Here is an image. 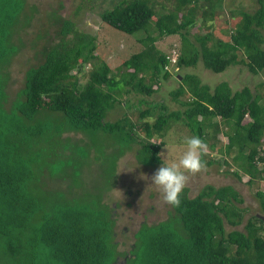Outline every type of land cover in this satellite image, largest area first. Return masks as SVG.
I'll return each instance as SVG.
<instances>
[{
	"label": "trees",
	"instance_id": "obj_1",
	"mask_svg": "<svg viewBox=\"0 0 264 264\" xmlns=\"http://www.w3.org/2000/svg\"><path fill=\"white\" fill-rule=\"evenodd\" d=\"M221 8L222 0H118L100 14L102 22L143 47L123 61L125 72L119 78L98 58L95 37L54 12L56 42L36 54L40 63L26 71L24 87L10 101V67L23 45L18 35L35 10L27 0H0V264H264L261 189L255 193L261 214L248 218L243 230L227 232L225 224L243 223L246 210L239 192L229 185L206 184L190 197L184 188L180 205L170 204L166 220L140 224L128 254L119 249L117 219L103 195L90 191L83 196L68 185L57 195L47 192L48 173L59 176L70 166L63 132L102 133L126 150L136 145V162L154 168L163 163L162 144L150 141L163 139L172 124L203 139L206 165L229 167L213 154L235 153L233 162L240 169L233 176L239 181L247 176L249 186L264 181V82L234 92L226 81L210 87L195 74L179 73L198 65L213 74L235 66L253 76L264 73V0L253 13L230 12L239 21L229 40L210 31L191 39V31L207 28ZM176 35L180 53L158 48L159 41ZM174 73L180 81L171 96L177 102L184 97L179 102L184 109L168 112L148 98ZM130 92L142 97L136 104L139 122L127 114L109 122L106 118L117 105L135 106L119 98ZM51 116L62 122L58 128L49 122ZM220 134L225 144L218 140Z\"/></svg>",
	"mask_w": 264,
	"mask_h": 264
},
{
	"label": "rangeland",
	"instance_id": "obj_2",
	"mask_svg": "<svg viewBox=\"0 0 264 264\" xmlns=\"http://www.w3.org/2000/svg\"><path fill=\"white\" fill-rule=\"evenodd\" d=\"M117 1L27 0V6L34 7L35 12L29 26L18 35V39L20 38L23 45L11 63L10 80L7 86L9 100H13L16 93L24 87L26 71L40 63V57L39 55L37 57L36 54L44 46L56 42L55 31L58 24L54 23L56 26L53 25L50 17L54 12L58 15L62 14L64 18L74 22L79 31L95 37L98 58L105 61L118 78L124 74L123 61L132 54L141 51L143 47L133 36L125 35L102 22L100 14L105 10L111 9L117 4ZM159 1L161 0H156V2ZM258 8L259 0H222V8L216 10L213 21L208 23L207 28L193 29L191 31V39L195 34L204 35L210 31L216 38L227 41L229 40V32L239 21V17L232 18L230 12H237V10L242 9L253 13ZM18 39L15 36V43H19ZM157 46L165 53L171 52L172 49L180 53V37L177 35L165 37L157 43ZM90 69L91 67L88 66L85 72ZM179 73L180 75L185 73L195 74L204 84L210 87L226 81L234 92L241 90L245 86L253 90L260 82H264V73L253 76L243 66H235L225 73L213 74L198 65L195 68L180 70ZM85 81L86 79H81L82 84ZM178 81L180 79L176 77L175 73L170 78L161 80L157 91L152 97L148 98L149 102L158 106L165 105L168 112L184 109L179 102L185 98L183 97L177 102L171 96V92L179 86ZM119 98L122 101L126 100L130 105L135 104V106L128 110L122 105H117L106 119L109 122H114L122 118L124 114H127L132 122H139V108H136V104L142 97L130 92L121 95ZM140 108L143 109L145 106ZM155 114H157L156 111ZM48 120L54 128H58L62 124L55 116H51ZM222 128L229 131L224 126ZM62 134L61 141L63 145L69 146L66 154H68L70 166L65 168L59 176L58 174L53 175L52 171L48 173L46 177L48 182L47 192H49L50 196H54L63 191V188L65 189L68 185L69 191L77 192L78 194L82 192L83 196L87 195V193L90 194V191L93 192L91 194L97 197L98 195H103L104 201L114 209V215L117 219L115 236L120 243L119 249L128 254L133 235L140 224H155L164 221L172 211L170 204L164 201L161 191L143 177H151L160 165L154 168H146L139 165L135 158L138 146L134 145L131 150H126L119 140L111 136H105L102 133L96 136L66 132ZM138 136L141 139L145 137L143 134H138ZM191 136L187 128L180 124H172L163 139L155 137L150 142L157 145L162 144L161 157L163 163H173L178 162L185 151L184 139ZM66 138L68 139L65 142ZM218 140L225 144L223 134L218 135ZM88 144L89 146H87ZM71 149L73 153H70ZM234 157L235 153L229 156H225L224 153L213 154V159L226 160L229 163V167L226 165L219 167L205 164V168L200 172L195 174L188 173V179L185 184V188L189 190L190 197H194L206 184L215 187L229 185L239 192L243 198L241 207L246 210L243 223L238 227H231L225 224L227 232L243 230L248 218L261 214L255 193L257 190H264V181L256 182V186H249L247 176H243L239 181L232 175L233 171H239L240 169L234 164ZM115 159L117 161L114 162ZM115 169L116 172H114ZM228 169L229 171L227 172L226 170ZM63 177L64 179H61ZM122 261L121 259L120 262Z\"/></svg>",
	"mask_w": 264,
	"mask_h": 264
},
{
	"label": "clouds",
	"instance_id": "obj_3",
	"mask_svg": "<svg viewBox=\"0 0 264 264\" xmlns=\"http://www.w3.org/2000/svg\"><path fill=\"white\" fill-rule=\"evenodd\" d=\"M184 144L186 148L178 162L161 163L151 177L143 176L161 191L164 201L173 206L181 203L187 174H195L205 168L202 153L206 145L203 139L199 136L186 137Z\"/></svg>",
	"mask_w": 264,
	"mask_h": 264
},
{
	"label": "built area",
	"instance_id": "obj_4",
	"mask_svg": "<svg viewBox=\"0 0 264 264\" xmlns=\"http://www.w3.org/2000/svg\"><path fill=\"white\" fill-rule=\"evenodd\" d=\"M169 60H170V62H171V65H173V64L176 63V60H175L174 57L170 58ZM169 67H170V66H167L166 68L169 69Z\"/></svg>",
	"mask_w": 264,
	"mask_h": 264
}]
</instances>
